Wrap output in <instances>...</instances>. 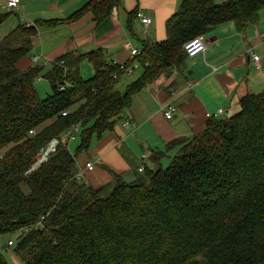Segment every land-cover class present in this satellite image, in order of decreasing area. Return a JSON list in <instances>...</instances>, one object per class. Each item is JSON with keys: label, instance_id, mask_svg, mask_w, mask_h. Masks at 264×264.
Instances as JSON below:
<instances>
[{"label": "trees", "instance_id": "obj_1", "mask_svg": "<svg viewBox=\"0 0 264 264\" xmlns=\"http://www.w3.org/2000/svg\"><path fill=\"white\" fill-rule=\"evenodd\" d=\"M120 5L90 0L66 19L19 24L0 41V237L18 234L14 253L23 264H264V91L155 152L156 167L133 182L115 175L112 185L95 188L77 179L79 155L115 129L137 93L187 70V42L229 22L246 31L259 22L264 0H183L167 21L168 38L143 41L124 69L102 49L57 59L45 75L52 93L41 99L42 67H21L33 62L39 29L88 14L100 25ZM11 15L0 14V25ZM138 18V10L129 14L133 36ZM85 60L95 71L89 79L80 71ZM134 64L142 74L119 88ZM75 127L73 154L62 139ZM50 146L57 152L40 158ZM0 264H8L1 251Z\"/></svg>", "mask_w": 264, "mask_h": 264}, {"label": "crops", "instance_id": "obj_2", "mask_svg": "<svg viewBox=\"0 0 264 264\" xmlns=\"http://www.w3.org/2000/svg\"><path fill=\"white\" fill-rule=\"evenodd\" d=\"M89 1L21 0L9 19L0 25V41L19 24L28 26L43 20L66 19ZM182 2L121 0V5L100 25L88 14L72 24L42 27L33 45L36 53L33 50L31 53L32 61L38 58V62H24L21 67L38 66L43 61V67L50 70L65 54H87L99 49L104 50L108 61L124 64L134 58L132 49L142 50L143 41L154 43L168 38L167 21ZM7 3L8 0H0V14L9 13ZM136 10L150 17L152 24L145 27L138 18L133 36L128 20L129 14ZM206 38V52L189 59L184 73L137 93L115 129L96 142L91 154L78 158L79 169H85L89 162L95 164L94 171L85 169L83 182L95 188L108 187L115 175L127 182L135 181L143 164L145 168L156 167L152 159L155 152L166 150L168 144L178 139L201 133L211 117L221 116L220 109L223 115L236 113L243 96L264 91V10L259 22L244 32H238L235 24L229 22L218 26ZM255 55L260 57L258 62L253 59ZM86 64L87 61L81 64L80 71L83 78L89 79L95 71L90 63L91 73L90 70L89 75L83 73ZM169 106L177 109L172 119L165 117L164 108ZM127 119L129 126L125 125ZM172 154L175 156L176 151L167 157Z\"/></svg>", "mask_w": 264, "mask_h": 264}, {"label": "built area", "instance_id": "obj_3", "mask_svg": "<svg viewBox=\"0 0 264 264\" xmlns=\"http://www.w3.org/2000/svg\"><path fill=\"white\" fill-rule=\"evenodd\" d=\"M20 2H21V0H8V3H7L8 11L14 12L19 7ZM138 17H139L141 23L143 24V26L149 27L152 24V19L150 17H148L147 15H145L144 13H141V12L138 13ZM31 26H36V25L35 24L28 25V27H31ZM206 48H207V38L205 35L197 36L185 44V52H186L189 59H193V58H196L197 56H199L201 54H204L206 52ZM141 52H142V50H138V49H132L131 50L133 57L140 55ZM253 59L255 62H258L260 60V57L255 55L253 57ZM33 61L38 62V58H34ZM124 65L125 64H121L122 69L125 68ZM137 68H138V64H134L132 67L127 69V73L131 74L133 72V70L137 69ZM63 89H64V87H62V90ZM164 111H165V117L167 119H172L174 114L176 113L177 109L175 106H169L167 108H164ZM223 113H224V111L222 109H220L218 112V114H220V115H223ZM64 115H66V114H64ZM129 124H130V121H129V119H127L125 121V125L129 126ZM78 130H79V127H75L73 132L77 133ZM31 134H35V132L32 131ZM69 141L62 139V142L65 144H68V145H69ZM56 152H57L56 146H52V147L50 146L49 148H42L39 151L38 156L40 158H46V157H49V155H51V154H55ZM0 158H1V156H0ZM146 158H147V156L144 155L143 159H146ZM85 169L88 171H94L95 164L93 162H89V163H87ZM85 169H79V171L77 173V179H82V177L85 173ZM144 170H145V165L143 164L140 167L139 171L143 172ZM13 245H14L13 240H10L8 242V246H13Z\"/></svg>", "mask_w": 264, "mask_h": 264}, {"label": "rangeland", "instance_id": "obj_4", "mask_svg": "<svg viewBox=\"0 0 264 264\" xmlns=\"http://www.w3.org/2000/svg\"><path fill=\"white\" fill-rule=\"evenodd\" d=\"M225 0H218L219 3L223 2ZM12 31V30H10ZM10 33V32H7ZM34 51V50H33ZM35 52V51H34ZM36 53V52H35ZM87 61L88 64H86V69L84 70L83 73H87V75H89V71L90 73L92 71V68L90 67V63ZM40 67H42V72L40 74V77L38 78V80L36 81L35 87L39 93V97L41 99H45L48 95H50L51 93V89H50V84L48 82V80L45 78L46 73L49 71L48 67H43V61L40 62V64L38 65ZM88 68V69H87ZM142 74V70L138 69L136 70L134 73L132 72L131 74L127 75L125 77V79L122 81V83L119 85V88H124L126 87L128 84L132 83L133 81H135L136 79H138V77H140V75ZM240 109V108H239ZM76 133H74L73 131L71 132H67L64 135V139L67 141H69V150L75 154L76 153V148L78 147V145L80 144V138L78 135H75ZM99 140L97 138H95L93 140V143L89 149L88 152L85 153H89L91 154V152L94 150L95 146H96V142H98ZM82 153L79 155V159L82 158V156L85 154ZM1 156V155H0ZM173 154L166 157L163 162H162V168L163 169H167L170 164L171 161L173 159ZM111 189V188H110ZM110 191V190H109ZM109 191H107V193H109ZM18 238V234H14V235H6V236H2L0 237V251L1 254L3 255V257L6 259V261L8 262V264H23L15 255L14 253V246H15V242ZM10 240H13L14 245L13 246H8V242Z\"/></svg>", "mask_w": 264, "mask_h": 264}]
</instances>
